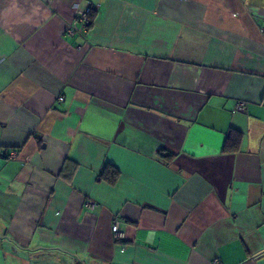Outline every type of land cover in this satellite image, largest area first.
Masks as SVG:
<instances>
[{
    "label": "crops",
    "instance_id": "0c3cea01",
    "mask_svg": "<svg viewBox=\"0 0 264 264\" xmlns=\"http://www.w3.org/2000/svg\"><path fill=\"white\" fill-rule=\"evenodd\" d=\"M0 264H264V0H0Z\"/></svg>",
    "mask_w": 264,
    "mask_h": 264
},
{
    "label": "built area",
    "instance_id": "2783aa9c",
    "mask_svg": "<svg viewBox=\"0 0 264 264\" xmlns=\"http://www.w3.org/2000/svg\"><path fill=\"white\" fill-rule=\"evenodd\" d=\"M93 11V6L92 5H87L82 11H79L74 15V18L72 20V23L67 27L66 34L69 36H72L74 34H80V35H86L87 32L89 31V28L91 26V13ZM58 101H63L64 96L59 95L58 96ZM236 110H243L245 109V104L242 101H239L236 104L235 107ZM10 156L13 157L15 156V152L12 151L10 153ZM94 203L92 201L87 202L88 207H92ZM114 232H115V237L121 238L122 233L118 231L117 225L114 227Z\"/></svg>",
    "mask_w": 264,
    "mask_h": 264
},
{
    "label": "trees",
    "instance_id": "16d2710c",
    "mask_svg": "<svg viewBox=\"0 0 264 264\" xmlns=\"http://www.w3.org/2000/svg\"><path fill=\"white\" fill-rule=\"evenodd\" d=\"M92 17H91V22H93ZM239 139H240V134L236 131H232L226 139L224 150L230 151L236 149L238 147ZM119 176H120L119 170L110 163H106L98 174V180L105 182L110 186H114L117 183Z\"/></svg>",
    "mask_w": 264,
    "mask_h": 264
}]
</instances>
